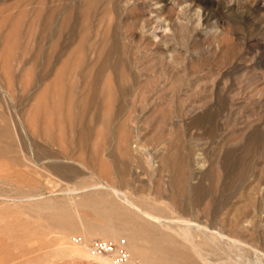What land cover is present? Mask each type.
I'll list each match as a JSON object with an SVG mask.
<instances>
[{
	"label": "rangeland",
	"instance_id": "374dc122",
	"mask_svg": "<svg viewBox=\"0 0 264 264\" xmlns=\"http://www.w3.org/2000/svg\"><path fill=\"white\" fill-rule=\"evenodd\" d=\"M185 221L234 229L264 256V0H0V264H155L162 235L178 239ZM113 229L121 236H102ZM97 240L112 252L93 251Z\"/></svg>",
	"mask_w": 264,
	"mask_h": 264
},
{
	"label": "bare ground",
	"instance_id": "6f19581e",
	"mask_svg": "<svg viewBox=\"0 0 264 264\" xmlns=\"http://www.w3.org/2000/svg\"><path fill=\"white\" fill-rule=\"evenodd\" d=\"M158 3L159 2H157L156 4L158 5ZM92 71V70H91ZM43 91H45V90H43ZM42 91V92H43ZM46 93V92H45ZM86 96V95H85ZM88 96V95H87ZM86 96V97H87ZM93 96V95H92ZM51 97H53V95H52V93H51V96H50V99H52ZM89 97V96H88ZM84 97H82V99H83ZM54 99V98H53ZM82 99H81V101H82ZM85 99V98H84ZM93 99V98H92ZM92 99H90V100H92ZM95 100V99H94ZM87 100H85V102H86ZM50 102H52V100H50ZM55 102V101H54ZM91 102V101H90ZM53 103V102H52ZM52 103H50V104H52ZM84 103V102H83ZM83 103H81V105L83 104ZM54 104V103H53ZM86 104H87V102H86ZM85 103L82 105V106H87ZM80 105V106H81ZM47 106H48V104H47ZM52 106V105H51ZM43 107H44V105H43ZM86 108V107H85ZM84 108V109H85ZM44 109H46L45 107H44ZM81 109H83V107H81ZM83 109V110H84ZM59 112H60V110H58ZM58 111L56 112V113H58ZM47 112H48V110H47ZM46 112V113H47ZM55 112V111H54ZM50 113H52V112H50ZM55 113V114H56ZM62 113V112H61ZM53 114V113H52ZM51 114V115H52ZM35 115V114H34ZM34 115H33V117L31 118V121L33 120V118L35 119V117H34ZM79 115V114H78ZM36 116V115H35ZM80 116V115H79ZM78 116V117H79ZM81 116L83 117V113L81 114ZM56 117H58L57 115L55 116V118ZM96 117V116H95ZM80 118V117H79ZM70 119V118H69ZM83 119V118H82ZM87 119V118H86ZM36 120V122H37V119H35ZM34 120V121H35ZM70 120H75V117H73V119H70ZM105 120V119H104ZM31 121H30V123H31ZM34 121H32V122H34ZM80 122H83V121H81V119H78V128L80 127V129H81V127L82 126H80V124H83V123H80ZM104 123V122H103ZM33 125H34V123H32ZM32 124H29V125H31L32 127H33V125ZM106 124V123H105ZM45 126H46V129H45V127L44 126H42V127H44V131H46V133H47V131H49L50 129H49V127H50V125H46L45 124ZM133 126H136V125H133ZM35 127V126H34ZM33 127V128H34ZM47 128H48V130H47ZM38 128L36 127V128H34V129H32V131H33V135L35 136V137H37V136H40L41 135V131L40 130H37ZM43 130V129H42ZM85 129H84V127H83V130H81L82 132L81 133H83V134H85L84 136H86V135H88V134H86V133H84L85 131H84ZM135 130V129H134ZM87 131V130H86ZM51 131H49L48 133H50ZM80 132V131H79ZM139 132V131H138ZM46 133H45V135H46ZM47 133V134H48ZM80 133V134H81ZM51 134V133H50ZM50 134H49V137L48 138H50L51 139V141H52V139L53 138H51V136H50ZM32 135V136H33ZM82 135V134H81ZM138 136V135H137ZM139 136H140V134H139ZM42 137V136H41ZM43 137H44V134H43ZM46 137H47V135H46ZM80 137V139H83L84 137H83V135H82V137L83 138H81V136H79ZM87 137V136H86ZM85 137V138H86ZM84 138V139H85ZM127 137H124V142L128 139L129 140V138H127ZM137 138V137H136ZM34 139V138H33ZM45 139H47V138H45ZM141 139V138H140ZM49 140V139H48ZM50 141V140H49ZM82 142H83V140H81ZM140 141V140H139ZM127 143H128V141H126ZM126 143V144H127ZM85 144V143H84ZM27 146H29L30 147V150H31V155H34V151H35V149L33 150V145L30 143V145H27ZM137 149V148H136ZM146 149V148H145ZM36 152V151H35ZM36 156V155H35ZM146 160H147V164L149 165V167H150V169L152 170V172L154 173V172H156L157 171V167H158V165H157V162H158V160L156 161V154L155 153H153V152H151L150 150H147L146 151ZM38 157V156H37ZM167 157V156H166ZM166 157H165V159H166ZM169 159L170 160H168L169 162H167V161H165V162H167V164L168 165H170V168L173 170V171H178L179 173H178V175L176 176L177 178H176V180L177 179H181V176L182 175H184L183 174V171L182 170H184V168L186 169V167L188 166H186V167H183L180 163H182V162H180V158H181V156H180V158H178L175 154H170L169 156ZM183 158V157H182ZM26 159V158H25ZM162 159H163V157L161 158V162H163L162 161ZM165 159H163V160H165ZM168 159V158H167ZM166 159V160H167ZM183 161V160H182ZM35 163V162H34ZM183 163H186V161L184 160V162ZM161 164V163H160ZM159 164V165H160ZM163 164V163H162ZM166 164V165H167ZM187 164V163H186ZM35 165V164H34ZM58 165V164H57ZM53 166V165H49L53 170H54V172H56L57 174H59V175H61V176H66L67 175V177H68V173H69V171H75L74 169H66V168H62V167H60V166ZM61 165V164H60ZM165 165V166H166ZM160 167V166H159ZM160 168H162V167H160ZM163 168L165 169V167L163 166ZM162 168V169H163ZM167 168V167H166ZM119 169V168H118ZM121 169V168H120ZM149 169V168H148ZM187 170V169H186ZM119 171V170H118ZM173 171H171V172H173ZM188 171V170H187ZM186 171V172H187ZM72 172V173H73ZM115 172H116V170H115ZM115 174V173H114ZM70 175V174H69ZM179 176V177H178ZM185 176V175H184ZM174 178H175V176H174ZM185 178H186V176H185ZM126 180V179H125ZM29 181V180H28ZM32 183V182H31ZM34 183H36V182H34ZM180 183V182H179ZM182 183V182H181ZM30 184V183H29ZM176 184V183H175ZM17 185V184H16ZM30 185H34V184H30ZM93 188H101V189H105V190H109L113 195H114V197L116 196L117 198H119L121 201H123L130 209H132V210H134V211H136L137 212V217L138 216H141L142 218H144L145 220H148L149 222H154V221H156V222H158L157 220H161L160 219V217H158V216H156V215H153L151 212H149V211H147V210H145V209H142V208H140L139 206H138V204L136 205V202L134 203L132 200H130L128 197H127V195L124 193V192H122V190H120V188H114V187H111L109 184H107V183H104V182H101V183H97L96 185H94V187ZM73 192H75V191H73ZM76 193V192H75ZM36 196V195H35ZM28 197V196H27ZM99 197H100V195H99ZM28 199V198H27ZM103 199V198H102ZM99 201H101V200H99ZM89 202V201H88ZM90 202H93V201H90ZM113 206H115V205H113ZM142 207H143V202H142ZM145 207V206H144ZM115 208V207H114ZM153 208V207H152ZM113 209V208H112ZM115 209H118L117 207L115 208ZM114 210V209H113ZM149 210V209H148ZM161 210V209H160ZM133 211V212H134ZM152 211H154V210H152ZM159 211V210H158ZM163 211V210H162ZM161 211V212H162ZM119 214V213H118ZM116 216H118V215H116ZM137 217H136V219H137ZM123 218V217H122ZM110 220H111V218H110ZM123 220V219H122ZM124 220H126V219H124ZM129 220V219H128ZM131 220V219H130ZM134 221V220H133ZM136 221V220H135ZM134 221V222H135ZM139 221H141V220H139ZM111 222V221H110ZM124 222V221H123ZM142 222V221H141ZM161 222V221H160ZM147 223V222H146ZM146 223H145V225H146ZM159 223V222H158ZM147 224H150V223H147ZM138 225V224H137ZM140 225V224H139ZM139 225H138V227H139ZM155 225H156V223H155ZM155 225H152V226H154V227H144V224H142L141 226H143L144 228H143V230H139V231H143L144 232V234L146 235V237L143 239V241H145L147 244H149V245H154V240L156 241H158V239H154L153 240V238L151 237L152 235L154 236V234L156 235V232H158L157 230H156V226ZM168 225V224H167ZM166 224H165V226H167ZM193 224H191L190 225V222H188V221H185V225L184 226H180L179 228H177L178 230H176V232H174V233H176L175 235H178L179 236V238L178 239H176V237L175 236H172V235H165L164 237H163V235H162V240H161V242H162V244L160 245V247H158V249L157 250H153V252H154V254H155V256H158L159 255V257H157V258H155L156 260H155V264H165L164 262L166 261V259H167V257H165V255L167 254H170V253H173V256L175 255V257H179V255L181 254L182 256H187V255H190V254H193V257L195 258V259H198V260H200V261H202L203 262V264L205 263V264H254V261L256 260L257 262H255L256 264H264V256L262 255V253H261V255H259L258 254V250H253V248H252V246L251 245H248V244H246V243H244V241L243 242H241L242 240H236L235 238H234V232L233 231H235L234 229H233V231L231 230V232H230V234L233 232V235H230L229 233V235H226V234H224L222 231H219V229H218V231L217 230H215V232H210V230L209 229H205V230H202V228L201 227H199L198 225L196 226L195 224H194V226H192ZM117 226V225H116ZM125 226V225H124ZM135 226H136V224H135ZM141 226L139 227V228H141ZM150 226V225H149ZM162 226H163V224H162ZM234 226V225H233ZM239 226V225H238ZM115 227V226H114ZM127 227V226H126ZM134 227V226H133ZM164 227V226H163ZM218 227V226H217ZM229 227V226H228ZM237 227V226H236ZM236 227H231V229L232 228H235L236 229ZM139 228H137V229H139ZM173 228V227H172ZM175 228V229H176ZM204 228V227H203ZM219 228V227H218ZM132 229V228H131ZM123 230H125V229H123ZM127 230V229H126ZM125 230V231H126ZM211 230H214V229H212L211 228ZM229 230H230V228H229ZM241 230V229H240ZM129 231H131L130 229H129ZM137 230H135V232H136ZM139 231H138V233H139ZM227 231V230H226ZM236 231H238V229L236 230ZM123 232V231H122ZM225 232V231H224ZM241 232H243L242 230H241ZM101 233V232H100ZM239 233V232H238ZM103 234V235H102ZM101 235L102 236H104V238H117L121 233L120 232H118V230H106V231H104L103 233H102ZM125 236H126V234H124ZM136 235V234H135ZM121 236V235H120ZM125 236H123L122 235V237L123 238H125ZM129 236V235H128ZM142 236H144V235H142ZM141 236V237H142ZM238 236V235H237ZM133 237V236H132ZM139 238L140 237V235H138V236H136V238ZM131 238V237H130ZM135 238V237H134ZM161 238V237H160ZM119 239H120V237H119ZM122 239V238H121ZM117 240V239H116ZM118 241V240H117ZM120 241V240H119ZM118 241V242H119ZM126 241V240H125ZM140 241V240H139ZM138 241V242H139ZM159 241H160V239H159ZM123 242V241H122ZM127 242V243H126ZM126 242H123V243H125V244H127V248L133 253V255L134 256H141V255H147L148 254V251H146L145 249L143 250L140 246H138V244L135 242V240L133 241V239H129V238H127V241ZM170 242H173L174 244H173V246H174V248L173 249H171L170 248V250L169 249H167L166 247V245L168 244V243H170ZM120 244H122L121 242H119ZM178 243V244H177ZM166 244V245H165ZM124 245V244H123ZM164 246V247H163ZM166 246V247H165ZM224 246L228 249V250H231L232 251V254H227L226 253V249H224ZM242 247H248V249L250 248L251 250H252V252L254 251V256H255V260L254 261H252V259L251 260H249L248 258H243V256L241 255V248ZM182 249H185V251L183 252L182 251ZM246 249V248H245ZM150 250V249H149ZM94 251V250H93ZM170 251V252H169ZM221 252V251H223V253L221 254V253H219V252ZM239 252V253H238ZM241 252V253H240ZM153 254V253H152ZM153 254V255H154ZM253 254V253H252ZM178 255V256H177ZM234 255V256H233ZM261 256V257H260ZM86 257H88V253H86ZM252 257V256H251ZM95 258V257H94ZM98 258H101L102 259V261L104 262V263H109L110 262V259L107 257V258H103V257H98ZM149 258V257H148ZM151 258H153V257H151ZM112 262V261H111ZM154 264V263H153Z\"/></svg>",
	"mask_w": 264,
	"mask_h": 264
},
{
	"label": "built area",
	"instance_id": "2783aa9c",
	"mask_svg": "<svg viewBox=\"0 0 264 264\" xmlns=\"http://www.w3.org/2000/svg\"><path fill=\"white\" fill-rule=\"evenodd\" d=\"M90 247L92 250H94L95 252H112L113 247L104 241H93L91 243H89ZM122 254V252H120V255Z\"/></svg>",
	"mask_w": 264,
	"mask_h": 264
}]
</instances>
